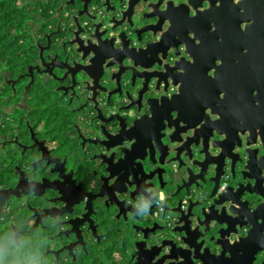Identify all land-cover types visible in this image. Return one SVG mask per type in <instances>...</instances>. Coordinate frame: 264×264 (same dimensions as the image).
<instances>
[{
	"label": "water",
	"instance_id": "water-1",
	"mask_svg": "<svg viewBox=\"0 0 264 264\" xmlns=\"http://www.w3.org/2000/svg\"><path fill=\"white\" fill-rule=\"evenodd\" d=\"M83 1L81 14L92 18L88 5L95 0ZM104 1L107 9L114 13L108 20V25L103 27V23H98L93 32L86 34L78 23L76 37L68 42L69 45L78 46L76 50L82 55L84 63L71 65L68 61H59L57 56L48 62L42 53L49 47H41V60L45 67L42 72L55 76V67L67 69L65 76L71 74L73 77L71 89L78 84L76 75L85 73L92 79L90 88L94 91V100L98 89L108 90L101 83L105 72L117 84V88L109 92L110 96L116 93L122 95V77L131 76V85H142V88L138 91V99L133 97L131 91L127 92L132 102L125 109L140 112L143 107L148 106L151 115L143 113L140 117H135L130 127L126 118L120 115L110 118L100 115L105 123L118 121L119 125L115 132L108 131L104 126L106 138L101 144L108 150L116 151L110 157L99 155L108 164L106 172L109 175L102 179L103 184L98 193L86 192L76 184L72 174L66 173V161L53 157L45 142L38 140L31 129L34 144L21 145L23 150L37 146L42 156L32 163L33 167L36 168L45 161V168L53 165L50 173H58V176L54 180L45 176L41 180H34L17 167L19 179L15 187L0 188V212L4 209L6 199L12 195L34 193L35 196H40L47 188L57 190L60 194L50 201H59L64 205L46 209L43 216H64L71 211L70 207L84 203L88 197V211L82 217L64 222L72 225L69 232L78 238L76 242L65 246L72 248L74 244L81 242L82 225L90 220V208L94 198L107 197V201L112 202L118 199L117 193L125 192L130 186L134 187L132 198L145 196L149 199L153 191L147 190L155 189L156 177L161 181L163 173L167 172L162 167L166 164V157L175 154L171 160L179 161L184 167L188 165L187 179L182 186L186 195L190 194L192 185L198 186L200 180H204L209 174L213 202L209 208H203L194 221L191 219L194 215L193 209L201 203H190L185 212L181 209L183 201H179L178 206L171 210L181 214L180 221L183 224L173 232L183 235L176 240L160 239V250H168L170 259H179L175 264H215L225 252L232 259L238 252L247 250L250 251L247 253H253L262 250L264 114L261 112L256 121L255 110L263 106L264 93L259 90L258 93H252L257 89L255 85L248 87L247 93H210L209 84L222 80V70L228 69L221 65L215 71L214 79L207 72L217 59H230L231 65L232 60L239 59L241 62L238 67L245 66L248 74L256 73L253 68L256 64L262 65L261 73L264 74V0H240L238 4H233L232 0ZM205 1L218 5L214 8H202ZM245 21L248 23L243 29L241 24ZM84 33L86 35L83 37ZM171 54L173 63H165ZM34 69L41 71L39 65ZM30 71L31 82L26 86L25 93L29 92L34 81L33 67ZM179 83L182 93L149 98L144 96V93H163V90L167 92L171 85ZM198 90L202 93H191ZM207 109L216 117L207 115ZM166 128L173 129L169 139L171 143H176L170 151L163 140L166 136L163 131ZM215 132L225 137L214 139ZM240 133L245 135L244 144L240 142ZM257 144L259 146L256 147ZM237 147L243 149L244 158L236 151ZM118 153L122 156L113 162ZM148 156L152 164L160 165L155 169H145L143 162ZM238 163H242L243 167L238 174L233 173V184L226 190L219 191L226 167L230 165L234 168ZM169 175L173 180V172ZM110 180L112 182L109 184ZM39 222L40 219H37L31 229ZM242 227H250L247 236L239 235L231 243V238L237 236L239 228ZM15 231L17 238L20 230L15 228ZM154 232L152 228L146 236L149 237ZM140 243H134L137 247L135 254L138 256L141 252ZM155 246L157 245H152L147 250L153 253ZM213 250H218L221 254L216 255Z\"/></svg>",
	"mask_w": 264,
	"mask_h": 264
},
{
	"label": "flooded vegetation",
	"instance_id": "flooded-vegetation-1",
	"mask_svg": "<svg viewBox=\"0 0 264 264\" xmlns=\"http://www.w3.org/2000/svg\"><path fill=\"white\" fill-rule=\"evenodd\" d=\"M22 1L33 2L35 0ZM232 3L237 4L236 0H232ZM217 5H212L209 1H205L202 8H214ZM93 6L96 8L92 9ZM83 8V0H74L73 2L71 0H60L57 10L52 12L55 15H59L60 18L65 19L61 25L65 33L61 37H58V43L63 47V51L49 53L48 51L52 46L50 41L47 40V43H40L39 61L32 66V72L34 73V81L39 76L44 81L56 80L58 82L55 90L59 93L52 94L54 98L45 104L53 105L49 107V112L58 114L56 116L57 121L52 126H47L45 122H38L37 120L30 122L28 113H24L20 115V119H22H18L14 123L13 130L2 137L1 148L5 152L4 160H13L15 169L13 182L4 173L2 178L6 185L0 186L2 189L15 187L19 179L17 167H20L21 170L28 173L34 180H41L44 176L54 180L58 176V173H50L53 165L45 168L47 163L45 161L36 168L33 167L32 163L39 160L42 156L37 146L29 147L26 151L23 150L21 145L31 146L34 144L35 140L32 137L31 130L33 129L35 137L45 142L53 157H58L62 161H66V173L72 174V177L76 180V184L80 185L86 192L98 193L103 184L102 179L109 175L106 172L108 164L104 163V159H100L99 155L105 154L107 157H110L116 151V149L108 150L101 144V141L106 138L104 126L108 131L115 132L119 125L118 121L105 123L100 115L104 118L120 115L126 118L128 127L132 125V120L135 117H140L143 113H147L149 116L151 115L148 106L143 107L140 112L125 109L132 102L127 92L131 91L133 97L138 99V91L142 88V85H138V87L131 85V76L125 75L122 77V95L116 93L110 96L109 92L116 89L117 84L116 80L112 79L111 75L105 72L101 83L108 90L102 91L98 89V95L94 100V91L90 88L92 79L85 73L80 72L76 75L78 84L71 89L70 87L73 86V77L71 74L65 76L67 69L55 67L53 73L56 77L50 73L42 72L45 67L42 65L41 47H49L44 49L42 53L48 62L57 56L59 61H68L71 65L84 63L82 55L76 50L78 46L68 44L69 41L76 37L75 32L79 29L78 23H80L87 34L88 32H93L95 25L98 23H103V27H106L108 20L114 15L113 12L107 9L104 0H95L88 5V12L92 15V18L87 14H81ZM247 23L248 21H245L241 24L243 29H245ZM32 29L35 32L39 31L38 26H33ZM85 33L84 35L82 34L83 37L86 35ZM61 54H63V58L60 57ZM171 57L172 54L165 60V63H173ZM232 61V65L230 59H217L214 61L212 68L207 72L211 78H216L215 71L221 65H224L226 70H228H222V74L224 75L223 79L210 83L208 91L210 93L216 91H219L216 93H247V88L255 85L257 89L252 93H258V90L260 93H264V74L261 73L263 70L262 65H254L253 68H255L254 71L256 73L248 74L245 66L238 67V63L241 62L239 59ZM37 65L40 66L41 71L34 69ZM233 66L234 68L232 69ZM238 71L240 72L238 73ZM27 75L30 76V73ZM195 85L196 83H194L193 87ZM179 86L180 83L178 85H171L167 92L163 90V93H144V96L145 98H149L182 93ZM191 93H202V91H192ZM29 94L23 93L24 98L17 103L20 107L23 108L25 106V99ZM226 107L224 106V108ZM255 111V119L257 121L259 114L261 115V112L264 114V104L262 107L256 108ZM62 114H64L63 118ZM206 114L212 118L216 117V115L211 114L210 109L206 110ZM23 120L28 127L26 130L24 129V125H22ZM172 131L173 129L169 130L167 128L163 131L166 134L163 140L169 147L168 151L176 146V143H171L169 139ZM213 135L214 139H223L225 137V135L216 132ZM213 138L211 136L210 142H212ZM92 140H96L97 142ZM10 142H14L19 147V149L14 150L13 155H10L11 153L6 148ZM240 142L242 144L245 143V135L242 133H240ZM236 151H239L244 158L242 148L237 147ZM121 156L122 154H116L113 162H116ZM172 157H175V154H169L165 159L166 164L164 166L161 165L167 169V172L163 173L162 180L159 181L156 177L155 182L157 186L155 189L147 190L148 192L153 191L149 195V199L145 196L132 198L131 192L134 187L131 188L130 186L127 187L125 192L117 193L118 199L112 202H108L107 197L94 198L92 200V208H90V220L82 225L81 242L76 245L74 244L72 248H65V246L76 242L78 238L74 233L69 232L72 225L64 222L76 217H82L88 211V208H86L88 197L85 198L84 203L70 207L71 211L66 212L64 216L53 218L52 216H43L42 214L46 209L55 206L62 207L64 205V203L59 201L55 203L50 201V199L60 196L57 190L47 188L40 196H35L34 193L12 195L6 199L2 211L6 219L4 224L12 228V239L17 247L22 246L24 248L27 245H31L33 250L37 252L33 257L35 259L39 258V264H175L179 262V259H170L168 250H160L159 248L161 246L160 239L168 238L176 240L183 235L182 233L173 232L183 222L180 221L181 214L171 209L177 207L179 201H183L181 209L187 212L190 203L198 201L201 204L194 207V215L191 218L195 221L203 208L210 207L213 199L211 197L212 184L209 181L211 177L209 174L205 176L204 180H200L198 186L192 185L190 187V194L188 196L186 195V190L182 186L187 179L188 172L186 167L188 165L184 167L179 161L171 160ZM143 163L145 169H155L160 165L152 164L149 156L146 157ZM5 165V163L2 165L4 170L6 169ZM242 167V163H238L234 168L230 165L226 167L219 191H221L220 187L225 179L227 180L226 188L230 184H233V173L238 174ZM170 172L174 174L173 180L169 175ZM111 182L110 180L109 184ZM121 189L123 190V188ZM11 212L14 214L10 215ZM21 214L29 218L28 222L21 220ZM15 216H20L21 227L15 224ZM37 219H40L39 224L31 229ZM15 228L20 230L17 238L15 237ZM152 228L155 232L153 235L150 234L147 237L146 235L151 232ZM249 229L250 227L239 228V234L231 238V243L239 235L247 236ZM23 230L26 232H21ZM34 241H38L40 244L42 243L41 245L44 250L39 251L37 246L33 245ZM136 241L141 242L140 256L135 254L137 252V247L134 245ZM260 244L261 247L264 246V239ZM152 245H157L158 247L155 246L153 253H150V250H147V248ZM213 252L216 255L221 254L218 250H213ZM247 252L250 251L238 252L232 259L225 252L215 264H242L248 262L249 264H264V248L253 253Z\"/></svg>",
	"mask_w": 264,
	"mask_h": 264
},
{
	"label": "trees",
	"instance_id": "trees-1",
	"mask_svg": "<svg viewBox=\"0 0 264 264\" xmlns=\"http://www.w3.org/2000/svg\"><path fill=\"white\" fill-rule=\"evenodd\" d=\"M59 2L60 0H0V186L6 185L2 178L4 173L10 181L15 175L14 162L4 160L5 152L1 143L2 137L13 130L20 115L28 113L30 122L37 120L45 122L47 126H52L57 121L58 114L49 112V107L53 105H45L54 98L52 94L59 93L55 90L58 84L56 80L44 81L37 76L29 89L25 106L22 108L17 103L22 101L26 86L31 82V77L27 74L39 61L40 43L50 41L52 46L49 53L63 51L58 37L65 33L61 26L65 19L52 13L57 10ZM33 26H38L39 31L35 32ZM60 57L63 58V54ZM63 116L64 114L62 118ZM22 125L25 130L28 129L24 120ZM6 148L10 155L19 149L14 142H10ZM4 163L5 170L2 168ZM4 217V213L0 212V264H39V258L33 257L37 252L31 245L24 248L16 246L12 239V228L5 226ZM21 220L28 222L29 218L21 214ZM14 222L21 227L20 216H15ZM41 244L33 242L39 251H43Z\"/></svg>",
	"mask_w": 264,
	"mask_h": 264
},
{
	"label": "built area",
	"instance_id": "built-area-1",
	"mask_svg": "<svg viewBox=\"0 0 264 264\" xmlns=\"http://www.w3.org/2000/svg\"><path fill=\"white\" fill-rule=\"evenodd\" d=\"M96 7L93 6L92 9H95ZM226 186H227V180L225 179L222 184H221V187H220V190H225L226 189Z\"/></svg>",
	"mask_w": 264,
	"mask_h": 264
},
{
	"label": "clouds",
	"instance_id": "clouds-1",
	"mask_svg": "<svg viewBox=\"0 0 264 264\" xmlns=\"http://www.w3.org/2000/svg\"><path fill=\"white\" fill-rule=\"evenodd\" d=\"M240 2V0H236V3L238 4Z\"/></svg>",
	"mask_w": 264,
	"mask_h": 264
},
{
	"label": "crops",
	"instance_id": "crops-1",
	"mask_svg": "<svg viewBox=\"0 0 264 264\" xmlns=\"http://www.w3.org/2000/svg\"><path fill=\"white\" fill-rule=\"evenodd\" d=\"M25 1H30V0H25Z\"/></svg>",
	"mask_w": 264,
	"mask_h": 264
}]
</instances>
